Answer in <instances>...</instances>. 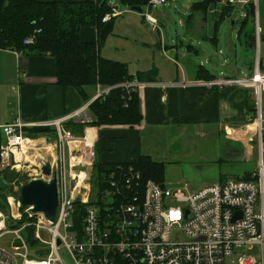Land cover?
I'll return each mask as SVG.
<instances>
[{
  "label": "built area",
  "instance_id": "1",
  "mask_svg": "<svg viewBox=\"0 0 264 264\" xmlns=\"http://www.w3.org/2000/svg\"><path fill=\"white\" fill-rule=\"evenodd\" d=\"M166 1L149 0L148 5L152 8ZM233 3L244 6L251 3L255 6L258 0H227L228 5ZM121 13L116 6H111L102 21L106 22ZM144 17L155 27L157 20L148 11H145ZM255 32L256 56L252 60L251 74L240 79L216 78L207 83L219 87L238 84L252 91L254 113L249 121L255 124L258 163L246 175L206 185L185 195L180 188L173 189L165 182H141L138 171L130 166L120 172L121 177L111 173L98 205L90 201L93 147L90 148L89 161L80 162L78 158H81V152L73 151L70 147V142L77 138L64 127L70 120L89 122L88 112L80 108L53 120L22 122L16 119L3 124L1 171L5 169L19 174L31 164V157L34 160L40 158L33 167L36 172L27 173V180L42 175L41 166L45 161L35 153L51 146L45 138L38 143L41 138H34L28 133L37 129L54 132V148L49 152L46 150L50 153L51 173L44 176L48 181L55 172L58 206L54 221L46 219L42 213H32L30 208H25L33 219L29 224L34 226V237L40 249L48 251L40 256L28 247L21 234L25 225L8 229L5 215L0 210V238L12 235L17 241L11 243L8 251L0 247V264H66L60 248L65 249L73 264H223L235 249L245 247L252 250L255 245L259 246L260 257L241 254L237 257L238 263L264 264V61L259 54L258 24L255 25ZM139 84V81L132 80L117 86L129 95L137 91ZM110 88L112 86L97 85L94 99L104 96ZM72 154L77 159L74 164L71 163ZM77 166L84 169H77ZM81 171H84L82 178ZM18 180V177H14L8 183L15 191L21 184ZM77 198L78 202L75 201ZM168 199L187 204L184 207L168 205ZM8 203L11 207L10 217L20 220L19 202L14 203L13 198H8ZM75 212L82 219L80 241L68 235V219ZM177 212L178 218L173 216ZM29 252L33 256L30 257Z\"/></svg>",
  "mask_w": 264,
  "mask_h": 264
},
{
  "label": "crops",
  "instance_id": "2",
  "mask_svg": "<svg viewBox=\"0 0 264 264\" xmlns=\"http://www.w3.org/2000/svg\"><path fill=\"white\" fill-rule=\"evenodd\" d=\"M226 2L222 3L219 0L211 4L205 16L194 17L189 24H186L183 18L184 24L190 25L191 34L188 42L182 43L188 40L186 37H183V41L180 42L181 46H186L184 50L178 49L176 41L171 39V43H167L162 36L158 42L154 43V46H162L164 55L166 54L163 59L157 55V58L153 60L155 55L148 53L149 55H143L139 59L142 60L138 63L141 67L137 65L139 67L133 71L128 66L131 64L130 53L127 52L129 47L126 50L123 48L115 51L114 53L123 52L122 55L117 54L115 57L107 55L102 48L100 52L102 56L127 63L131 73L155 68L156 80L140 82L139 87L136 88L142 113V119L138 124L86 127L84 136L91 139V142L88 143L87 148L86 142H80L71 147L72 150L82 152V148H86L88 152L85 157L90 159V146L94 147L95 144L99 149L96 153L97 157L105 163L133 162L140 154H146L155 161L164 162L166 169L167 164L178 163L180 158L187 157L186 147L193 138L211 136L221 146L218 145V148L220 147L225 158L238 157L242 154V161L251 162L256 154L258 163V142L255 129H251L254 123L249 121L254 113L251 89L238 84L221 87L207 84L216 78H244L240 75L244 69L233 58V52L227 57L231 66L216 70L218 60H222L223 64L227 61L220 47L221 37L215 26ZM116 7L118 8L117 5ZM151 9L147 7L145 10L149 12ZM154 18L157 20L156 17ZM144 21L152 29L154 28L145 17ZM215 32H217L216 41L207 39ZM114 34L113 29L107 41ZM79 38L82 41H95V27L82 26L79 30ZM193 41L197 46L193 44ZM142 44L144 49L151 46L145 41ZM206 44L215 50L218 49V53L211 56L208 50L203 49ZM227 45L229 49L235 48V44L231 41L227 42ZM119 48L120 45L115 47L116 50ZM201 52H204L203 59L195 63ZM123 57L125 58L121 59ZM249 58L251 57L245 59L248 65L253 63ZM262 60L264 61V58ZM180 64L185 65L183 70L179 68ZM198 66L205 67L215 77L210 80L196 79L195 71ZM191 68H194V72ZM248 68L251 74V67L248 66ZM88 87L95 88V91L91 92ZM96 89L97 85L85 87V93L89 99L83 101L73 87H62L57 83L56 61L52 56H26L13 49L0 47V145L4 140L1 129L3 124L16 119L22 122L53 120L80 108L88 112L87 105L94 99ZM34 132L33 130L28 134L32 135ZM52 134L37 137L41 138L38 143L43 141L42 138L49 141L51 146H47V150L54 148L55 135ZM79 138L82 137L79 136ZM43 150L35 154H41ZM257 163L244 166L241 175L248 174L257 166ZM1 190L0 188V193Z\"/></svg>",
  "mask_w": 264,
  "mask_h": 264
},
{
  "label": "trees",
  "instance_id": "3",
  "mask_svg": "<svg viewBox=\"0 0 264 264\" xmlns=\"http://www.w3.org/2000/svg\"><path fill=\"white\" fill-rule=\"evenodd\" d=\"M219 0H199L191 4L189 13L184 21L189 24L194 17L201 14L205 16L209 6ZM149 0H120L123 6L149 7ZM227 2L219 13L216 21V30L225 14L231 10ZM109 0H67V1H37V0H0V47L13 49L24 55H50L56 61L57 83L62 87H73L83 101L89 97L85 93V87L100 85L112 86L108 93L89 102L87 106L90 121L82 123L67 121L64 127L74 135L83 136L84 130L89 126L102 125H134L142 119L140 100L137 91L126 94L119 83L137 80L139 82L156 80L157 71L151 68L145 71L131 73L127 63L106 58L101 55L107 38L114 29L116 17L103 22L102 17L110 12ZM249 13L254 14V6L250 3ZM248 15L246 14L245 17ZM82 26H93L96 29L95 41H82L79 38V30ZM242 30L238 32L241 34ZM217 32L211 41H216ZM206 38V37H205ZM26 39L31 41L26 42ZM251 70L253 63L249 65ZM215 75L208 69L198 66L195 71L196 79L210 80ZM116 85V86H115ZM53 133V134H52ZM54 135L52 130L37 129L32 136ZM94 160L90 184L92 192L98 196L97 204L101 203L100 196L108 186V178L111 173L121 177L120 172L128 167L138 171L140 181L145 183L152 180L158 184L164 183L165 163L155 161L149 155L140 154L133 162L105 163L100 161L96 153L99 149L94 144ZM4 181L9 183L14 177H19L13 171H1ZM27 180L24 179L21 181ZM11 187L0 193V210L5 215V225L8 229L25 225L22 234L28 247L36 254L42 252L40 244L34 237V226L29 224L32 218L22 217L14 220L10 217L6 206V196ZM25 208V207H20Z\"/></svg>",
  "mask_w": 264,
  "mask_h": 264
},
{
  "label": "rangeland",
  "instance_id": "4",
  "mask_svg": "<svg viewBox=\"0 0 264 264\" xmlns=\"http://www.w3.org/2000/svg\"><path fill=\"white\" fill-rule=\"evenodd\" d=\"M199 0H167L164 4L152 6V9L149 11L154 17L157 18L158 22L155 27L152 29L145 21H144V13H138L136 11L129 10L130 8L123 6L120 3V0H109L111 6H118V9L122 11V13L116 17L114 22V32L111 39L106 40L103 50L107 55H111V57H115V55H122L123 52L114 53L115 51H120L121 49H127L128 53H130L129 59L130 63L128 66L130 70L137 69L138 63H141L142 56L149 55L148 53H152L151 55H155L154 59L157 58V55L160 56L161 59L166 55H164V50L161 47L154 46L155 42L160 40V37H165V41L167 43H171V39L178 45V49L184 50L186 46H181L180 42L183 37L188 38L183 44L190 40V25H185L183 18L189 13L190 6L193 2ZM222 3H225L226 0H220ZM231 10L228 14H225L223 19L219 23L218 34L221 37L220 47L224 52V57L227 61L222 63V60H218V69L221 68L226 69L230 62H228L229 54L233 52V58L242 66L244 71L242 72L241 77H248L250 75V69L248 68V64L245 63V59L249 58L250 62L255 59L256 50L253 56L249 55L247 52H244V45H242V32L245 29L251 28L252 25L258 24L260 27V40H259V54H261V59L264 58V0H258L257 5L254 6V14L249 13L248 8L250 5H242L240 3L231 4ZM248 15L245 17V15ZM197 17H202L201 14L197 15ZM233 22V23H232ZM152 26V25H151ZM242 30L240 37L239 31ZM148 42L151 46L150 48L144 49L143 42ZM183 41V40H182ZM233 42L235 44L234 49H229L227 42ZM193 44L196 45V42L193 41ZM205 44V43H203ZM117 45H120L118 50L115 49ZM197 46V45H196ZM203 49L208 50L211 56H215L218 53V49L211 47L206 44L203 46ZM103 51V53H104ZM217 51V52H216ZM126 52V51H125ZM106 55V54H105ZM170 55V54H169ZM199 57L196 58L195 63L199 59H203L204 52L199 53ZM193 57H196L193 55ZM125 57L121 58L124 59ZM252 59V60H251ZM152 60V61H153ZM194 61V58H193ZM169 62V61H168ZM171 63V62H170ZM183 64V63H182ZM212 66V64H209ZM185 65H179L180 69H184ZM141 67V65H140ZM143 67V66H142ZM194 72V68H191ZM190 71V69H189ZM220 75V74H218ZM91 92L95 91V88L88 87ZM262 109L264 111V93L262 96ZM84 136V135H83ZM82 136V137H83ZM77 139L79 136L76 137ZM87 143V142H86ZM85 147L87 148L88 145ZM218 143L215 142V139L211 136L209 137H198L193 138L192 141H189L186 149H187V157L180 158V161L177 163L167 164L164 173V182L171 188L176 189L180 188V190L187 195V193H191L200 189L203 186L210 185L216 182L225 181L227 179L237 178L239 175L243 173L244 166L252 165L251 163H257L256 154L253 157L251 162L242 161V154L240 156H235L231 158H225L222 154L220 147L218 148ZM91 147V146H90ZM93 147V145H92ZM52 148L48 149V152L51 151ZM47 150V149H46ZM43 150L39 156L42 157L43 161H50L51 158L49 154ZM45 151V152H44ZM182 157V156H181ZM39 159H31L34 161V164L39 162ZM34 167V166H33ZM27 173L34 174L32 168H23L18 177V181L24 179V176L27 177ZM38 177L41 179H45V176L42 174H38ZM22 182V181H21ZM18 183L15 184L17 186ZM18 192V188L16 191L11 187L10 193L6 196V206L7 211L11 212V207L8 203V198H13L14 203H16V194ZM98 196L96 192H92L90 196V201L92 203H96L98 200ZM168 205H180L181 207L186 206L185 202H178L174 199H168L166 202ZM19 213L22 217H28V213L25 208H19ZM70 223V227L68 230V235H71L75 240H81L82 234V219L81 215L78 212H75L68 219ZM14 228V227H13ZM22 234V230H21ZM23 235V234H22ZM14 236L6 235L0 238V247L10 250L11 243L14 241ZM60 252L62 253V257L66 264H73L68 253L65 249L60 248ZM241 254L253 255L254 257L259 256V246L255 245L252 250H248L247 248H238L234 250L232 256L227 257L224 260L223 264H239L237 257ZM29 256H33L31 252H29Z\"/></svg>",
  "mask_w": 264,
  "mask_h": 264
},
{
  "label": "water",
  "instance_id": "5",
  "mask_svg": "<svg viewBox=\"0 0 264 264\" xmlns=\"http://www.w3.org/2000/svg\"><path fill=\"white\" fill-rule=\"evenodd\" d=\"M129 10L143 13V8L140 6H131ZM241 35L244 52L253 56L256 49L255 25L245 29ZM41 167L42 174L46 177L49 176L51 173L50 163L45 161ZM77 169L83 170L84 167L77 166ZM7 187L8 183L4 181L2 174H0V188L3 190ZM16 196L20 206L30 208L32 213H42L46 219L54 221L58 206L55 172L52 173V178L48 181L41 178L22 181ZM75 201L78 202L79 199L77 198ZM46 252L48 251L42 250V252H38V255H43Z\"/></svg>",
  "mask_w": 264,
  "mask_h": 264
},
{
  "label": "bare ground",
  "instance_id": "6",
  "mask_svg": "<svg viewBox=\"0 0 264 264\" xmlns=\"http://www.w3.org/2000/svg\"><path fill=\"white\" fill-rule=\"evenodd\" d=\"M251 127H252L251 128L252 130L255 129V124H252ZM80 142H87L86 145H88V143L91 142V139H88V137L83 136V138H81V139H77V140L71 141L70 142V147H73L76 144H80ZM82 149H83V151L82 152L80 151L81 152V158H78L79 161L80 162L89 161V158L88 157H85V155H86V153L88 151L86 150V148H82ZM89 153H90V151H89ZM90 156H91V153H90ZM31 159H32V157H31ZM71 159H72L71 160V163L72 164H74V162H76L75 160H77L75 158V155H73V154L71 155ZM33 166H34V161L33 162L31 161V164L29 166H26V168H33ZM34 171L36 172V169L33 168V172ZM83 175H84V171H81L80 178H82Z\"/></svg>",
  "mask_w": 264,
  "mask_h": 264
},
{
  "label": "clouds",
  "instance_id": "7",
  "mask_svg": "<svg viewBox=\"0 0 264 264\" xmlns=\"http://www.w3.org/2000/svg\"><path fill=\"white\" fill-rule=\"evenodd\" d=\"M149 19H151V17H149ZM177 214H178V212H177ZM174 217H177V218H178V215H176V216H174Z\"/></svg>",
  "mask_w": 264,
  "mask_h": 264
},
{
  "label": "snow or ice",
  "instance_id": "8",
  "mask_svg": "<svg viewBox=\"0 0 264 264\" xmlns=\"http://www.w3.org/2000/svg\"><path fill=\"white\" fill-rule=\"evenodd\" d=\"M176 215H178L177 213H173V216H176Z\"/></svg>",
  "mask_w": 264,
  "mask_h": 264
}]
</instances>
